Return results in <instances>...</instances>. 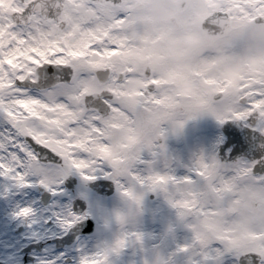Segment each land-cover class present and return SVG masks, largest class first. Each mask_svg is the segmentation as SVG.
I'll return each instance as SVG.
<instances>
[{
	"label": "flooded vegetation",
	"instance_id": "af4514ba",
	"mask_svg": "<svg viewBox=\"0 0 264 264\" xmlns=\"http://www.w3.org/2000/svg\"><path fill=\"white\" fill-rule=\"evenodd\" d=\"M65 3L66 0L62 2L61 15L57 21L48 20L40 15L39 17L43 21H53L56 26L55 28L51 23L53 28L59 32L70 29L73 32L81 30L89 35L100 33V41H95L97 46L126 43L125 49L118 48V53L111 54L115 57H109L114 63L122 66V72L116 74L118 89L113 92L106 87L83 94L79 101L64 100L66 107L83 112L84 118L88 121L86 127L91 140L90 155L99 157L103 163L95 164L83 175L75 166L68 170L67 175H64L63 170L59 173H46L47 179L50 177L47 183L53 186L51 191L39 183L40 174L34 171L25 170L27 175L24 186H18L12 178L0 175V261L5 264L30 262L97 264L96 255L91 254L89 237L106 217L107 200L117 196L116 190L122 173L129 178L138 179L136 189L147 187L149 200L154 199V194L149 189L153 187L157 193L168 194L172 189L187 194L190 190L187 182L195 185L194 191H199L198 189L202 187V151L199 153L202 146L198 147L197 139H191L190 132L187 131L190 130L189 127L181 122L186 111L178 105L182 98L186 97V92L178 91L170 97L166 91L165 96L162 92L165 86L160 83L161 78L152 74L156 55L155 45H145L143 49L139 48L141 45H133L139 44L140 37H144V34H139L138 31L134 33L137 0H80L78 8L85 12L76 16L73 13L69 14L71 6ZM258 7V4L257 6L247 4L243 17L239 19L242 26L238 31L244 33L246 37L242 55L243 74L236 78L231 74L223 77L222 85L225 89L214 91L209 100L215 102L223 97H232L237 90L228 85V82H234V79L241 81V85L238 86L241 89L238 91L242 95L238 97V103L243 106L242 123L246 129L255 130L264 137V10L257 11ZM219 11L224 12L228 18V27L223 33L208 35L202 29L203 19L199 21L201 34L214 41L225 39V34L236 27L233 26L226 11L213 10V13ZM64 12L69 14L66 18ZM29 21L30 18L27 23ZM137 28L139 30L140 27ZM145 29L150 28L145 26ZM121 32L127 35L123 37L122 42ZM255 39H258V42L252 45ZM90 43L91 40L84 41L82 45ZM176 46V49H180L181 45ZM209 47L217 48L214 55L217 58L221 56V61L225 64L234 61V52L229 53L228 50L231 45ZM135 49L137 51H134ZM201 51L202 49L197 47L194 59H202L204 52ZM184 52L182 54L180 51L177 52L175 60L179 67L188 54V51ZM163 54L162 61L170 63V54ZM88 57L70 58L68 64L72 65L75 72L76 64L88 62ZM196 72V76L200 77L199 70ZM73 76L74 74L72 78ZM93 76L99 85H106L110 73L105 82H101L95 74ZM104 92H109L111 97L105 115L96 107H87L84 101L86 94ZM223 92L226 93L225 96ZM114 98L115 102L112 105ZM61 102L63 103V100L57 97L56 105ZM229 102L232 106V102ZM50 114L57 115L56 112ZM197 118L200 119L201 115L199 114ZM105 121L115 127L114 140L111 138L112 127L104 126ZM222 123L219 126L221 134ZM7 126L8 122L0 126V129ZM221 141L212 149L215 160L210 174L211 190L225 194L227 198H231L230 193L243 194V204L246 205L249 216L251 211L259 210V214L253 219L258 222L264 221V142L254 148L253 158L245 155L239 158L240 164H235L237 161H228L229 149L220 152ZM187 143L192 144V148L186 147ZM40 162L42 165H62L60 158L58 163L42 160ZM92 163H95V160ZM126 164L129 168L120 171V165L125 167ZM86 175L94 178L85 179ZM104 182L112 183L111 196L102 194L105 187L101 184ZM23 207H29L31 213L24 216L15 215ZM69 214L72 215L73 222L65 226ZM232 231L231 227L227 230V235L220 238L227 242L231 241L232 236L229 232ZM98 260L100 262V258Z\"/></svg>",
	"mask_w": 264,
	"mask_h": 264
},
{
	"label": "rangeland",
	"instance_id": "374dc122",
	"mask_svg": "<svg viewBox=\"0 0 264 264\" xmlns=\"http://www.w3.org/2000/svg\"><path fill=\"white\" fill-rule=\"evenodd\" d=\"M28 1L0 0V18L5 21L11 19L10 12L16 7L23 9ZM200 1L137 0L134 33L138 31L139 34H144V37H140L139 44L133 45H141L139 48L142 49L145 45H155L156 55L152 74L161 78L160 83L165 86L162 88L165 96L166 91L170 97L178 91L186 92V97L182 98L178 105L186 111L181 122L189 127L190 130L187 131L190 132L191 139L196 138L198 147L202 146L200 151L198 150L199 153L202 151V187L198 189L199 191H194L195 185L187 182L190 189L187 194L174 189L169 194L157 193L153 187L149 189L154 194V199L149 200L148 188L136 189L138 179L129 178L122 173L116 190L117 196L107 200L106 217L89 237L91 254L96 255L97 264H238L236 260L241 253L257 249L264 251V221L258 222L253 219L259 214V210L251 211L249 216L248 209L243 204V194L234 192L230 193L231 198H227L225 194L213 192L210 188L212 179L210 174L215 160L212 149L223 139L219 129L221 121L243 118V106L238 103V97L242 95L238 91L241 89L238 87L241 81L234 79V82H228V85L237 90L232 97H223L215 102H211L209 97L214 91L225 89L222 81L227 74L235 75V78L243 74L242 55L246 37L238 29L242 26L239 19L243 17L248 3H244V0H202L201 3ZM66 2V5L71 6L69 14L73 13L76 16L85 12L78 8L80 0ZM213 10L226 11L233 26H236L225 34V39L214 41L201 34L199 21ZM69 14L64 12L65 18ZM51 23L56 28L53 21H43L38 14H33L27 25H17L18 32H22L26 37V43L18 46L22 54L16 57V62L22 65V68L17 71L35 80V67L43 61L70 63L72 57L89 56L88 62L76 64L74 76L69 83H60L45 90L24 88L27 95L39 99L44 104L55 106L57 97L63 100L61 104L66 105L65 99L79 101L87 92L106 87L113 92L118 89L116 74L122 72V66L114 63L109 57H115L111 54L118 53L126 43L97 46L95 41H100V33L89 35L81 30L73 32L70 29L55 32ZM145 26H149L150 29H145ZM137 27H140L139 30ZM120 34L122 42L123 37L127 35L125 32ZM90 40V44L82 45L84 41ZM257 42L258 39H255L252 45H256ZM176 45H181L180 49H176ZM209 45L221 47L231 45L228 50L229 53L234 52V61L225 64L221 61V56L215 57L214 52H217V48ZM197 47L204 52V56L199 60L194 59ZM12 48H17L15 42H12ZM4 51L11 54L7 45ZM179 51L181 54L188 51L180 67L175 60ZM163 53L170 54V63L162 61ZM103 67L110 70V76L106 85H99L92 70ZM197 70L200 77L196 76ZM225 94L223 92L224 96ZM229 101L232 102V106ZM112 102L114 105L115 98ZM199 114L200 119L197 118ZM6 122V119L0 117V126ZM104 126L112 127L111 138L114 140L116 133L114 125L105 121ZM192 146L186 144L188 148ZM240 162L241 159H238L235 164ZM126 168H129L128 165L125 167L120 165V171ZM39 179L47 182L50 177L47 179L45 174H41ZM245 201L248 203L246 196ZM231 227L233 230L229 232L232 236L231 241L221 239L223 235H227L226 232ZM262 262L264 257H260L259 264Z\"/></svg>",
	"mask_w": 264,
	"mask_h": 264
},
{
	"label": "snow or ice",
	"instance_id": "6c2138e0",
	"mask_svg": "<svg viewBox=\"0 0 264 264\" xmlns=\"http://www.w3.org/2000/svg\"><path fill=\"white\" fill-rule=\"evenodd\" d=\"M244 3L258 4L257 11L264 10V0H244ZM14 11L22 13L24 9L16 7ZM17 29L18 26L11 19L5 21L0 18V117L8 122L7 128L0 129V175L12 178L18 186L26 184V169L40 175L63 170L64 175H67L68 170L75 166L83 175L95 164L103 163L99 157L90 155L91 140L86 127L88 121L82 111H73L64 104L50 106L25 93L24 83L33 82L34 79H26L25 75L17 71L22 68L16 62V57L22 54L18 46L26 43V37ZM12 42L16 43V49L12 48ZM5 45L11 54L4 51ZM52 66L55 65L46 63L36 68L40 83L55 71ZM58 68L63 70V66ZM51 112H56L57 115H51ZM44 157L50 161L59 157L62 165L46 167L40 162ZM93 160L95 163H92ZM93 178L85 176V179ZM39 183L49 191L52 190L53 186L44 179ZM30 213L29 207H23L15 215ZM72 222L73 217L69 214L65 226ZM251 255L264 257V251L257 249Z\"/></svg>",
	"mask_w": 264,
	"mask_h": 264
},
{
	"label": "water",
	"instance_id": "95a60500",
	"mask_svg": "<svg viewBox=\"0 0 264 264\" xmlns=\"http://www.w3.org/2000/svg\"><path fill=\"white\" fill-rule=\"evenodd\" d=\"M62 1L63 0H31L27 6L24 8L22 13L11 12L10 15L15 23L18 25L25 24L28 21V18L31 14L38 12L41 16L48 19L57 20L61 14L62 10ZM228 27V18L223 12H214L213 14L206 17L202 23V28L207 34H220L225 31ZM50 63L43 62L40 65ZM55 66H52L55 71L51 76L40 83V76L36 74V79L33 82H25L24 88L35 89V90H44L48 89L56 84L68 82L72 76L73 69L71 66L66 64H56L52 63ZM63 66V70L58 67ZM94 73L101 82H104L108 76V69H98L94 70ZM26 79L31 80L28 76ZM38 85V86H37ZM105 99L110 98L108 92L102 94H87L84 97V101L87 107H96L102 112L103 115L108 112V105L104 101ZM222 132L225 135V141L220 146V150H223L226 147L231 146L230 150V160H235L239 156L247 155L250 158L255 156L254 148L260 146L264 142V138L261 137L258 132L255 130H248L239 120H229L224 123L222 126ZM44 162H59V158L55 160H48L46 157L41 159ZM98 186V184H96ZM102 187H105V191L102 194L109 196L113 192V186L111 182H104L101 184ZM92 226V224H91ZM91 230V229H90ZM92 231V230H91ZM89 231V232H91ZM252 252H248V255H240L238 257L239 264H259L260 257L252 256ZM0 264H4L0 262Z\"/></svg>",
	"mask_w": 264,
	"mask_h": 264
},
{
	"label": "bare ground",
	"instance_id": "6f19581e",
	"mask_svg": "<svg viewBox=\"0 0 264 264\" xmlns=\"http://www.w3.org/2000/svg\"><path fill=\"white\" fill-rule=\"evenodd\" d=\"M201 2H202V0L200 1V3H201ZM65 11H66V9H65ZM33 28H34V34H33V35L35 36V34H36V33H35V27H33ZM54 31H55V30H54ZM55 32H59V31H55ZM37 34H38V35H42V34H40V33H37ZM41 38H42V37H41ZM39 42H40V41H39Z\"/></svg>",
	"mask_w": 264,
	"mask_h": 264
}]
</instances>
